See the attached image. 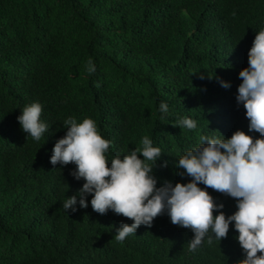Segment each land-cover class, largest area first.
Segmentation results:
<instances>
[{"label":"trees","instance_id":"obj_1","mask_svg":"<svg viewBox=\"0 0 264 264\" xmlns=\"http://www.w3.org/2000/svg\"><path fill=\"white\" fill-rule=\"evenodd\" d=\"M262 27L264 0H0V264L242 260L232 225L226 238H205L190 252L194 234L166 213L116 241V229L132 221L96 213L91 196L87 208L66 213L63 201L85 181L70 174L74 164L53 166L50 157L66 119L91 118L111 141L106 158L141 147L148 136L163 152L153 168L157 187L189 182L176 165L199 135L248 132L236 100L239 72ZM161 101L169 106L163 121ZM32 102L41 103L49 125L40 141L17 120ZM185 116L197 121L196 130L173 126ZM207 191L226 216L236 211L234 198Z\"/></svg>","mask_w":264,"mask_h":264},{"label":"clouds","instance_id":"obj_2","mask_svg":"<svg viewBox=\"0 0 264 264\" xmlns=\"http://www.w3.org/2000/svg\"><path fill=\"white\" fill-rule=\"evenodd\" d=\"M87 63L88 71L95 72L93 61ZM239 78L242 82L236 100L246 110L248 132L236 130L230 138L220 132L218 136L199 135L176 165L183 170L180 175L191 178L187 183L165 182L157 187L153 168L163 152L148 136L141 138V147L108 159L105 153L111 141L101 137L94 120L84 118L78 123L75 118L66 119V134L52 148L50 163L62 167L74 164L70 174L77 181H85L63 201L66 213L76 212L77 204L87 208V197L91 196L96 213L103 215L111 210L132 221L116 229L114 238L118 242L135 235L141 225L151 227L156 217L166 213L172 224L194 234L188 242L190 252L196 251L205 238L208 244L226 238L232 225L244 255L237 264H264V27L255 35L248 66L239 72ZM221 85L230 87L225 81ZM42 110L41 103L32 102L17 117L22 130L35 141L49 131V125L41 119ZM158 111L159 119L165 120L168 104L161 101ZM173 126L196 130L197 121L180 117ZM208 188L234 198L236 211L226 216L224 205L214 200Z\"/></svg>","mask_w":264,"mask_h":264}]
</instances>
